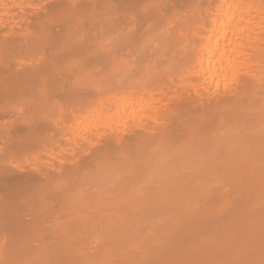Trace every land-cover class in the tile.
I'll use <instances>...</instances> for the list:
<instances>
[{
  "label": "bare ground",
  "instance_id": "1",
  "mask_svg": "<svg viewBox=\"0 0 264 264\" xmlns=\"http://www.w3.org/2000/svg\"><path fill=\"white\" fill-rule=\"evenodd\" d=\"M0 264H264V0H0Z\"/></svg>",
  "mask_w": 264,
  "mask_h": 264
},
{
  "label": "snow or ice",
  "instance_id": "2",
  "mask_svg": "<svg viewBox=\"0 0 264 264\" xmlns=\"http://www.w3.org/2000/svg\"><path fill=\"white\" fill-rule=\"evenodd\" d=\"M73 67H75V65H73Z\"/></svg>",
  "mask_w": 264,
  "mask_h": 264
}]
</instances>
